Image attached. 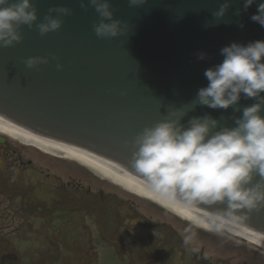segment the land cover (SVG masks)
<instances>
[{
	"label": "water",
	"instance_id": "95a60500",
	"mask_svg": "<svg viewBox=\"0 0 264 264\" xmlns=\"http://www.w3.org/2000/svg\"><path fill=\"white\" fill-rule=\"evenodd\" d=\"M221 2L148 0L132 8L127 0H112L115 18L128 23L129 33L101 39L93 31L99 20L93 8L85 11L79 0H33L37 23L53 6L73 12L62 17L57 32L41 36L35 26L25 25L21 42L0 47V114L35 133L113 160L143 178L130 163L137 133L162 119L165 108L192 101L208 83L204 71L222 62L224 46L264 40V27L251 20L261 0L247 11L244 0H232L225 17L215 21L211 12ZM200 52L206 53L205 59L198 58ZM50 53L59 60L32 69L25 64L28 57ZM255 102L242 94L238 107ZM204 114L233 126L232 117L241 112L197 106L185 121ZM191 204L264 232V210L235 213L226 204Z\"/></svg>",
	"mask_w": 264,
	"mask_h": 264
},
{
	"label": "clouds",
	"instance_id": "9594fccd",
	"mask_svg": "<svg viewBox=\"0 0 264 264\" xmlns=\"http://www.w3.org/2000/svg\"><path fill=\"white\" fill-rule=\"evenodd\" d=\"M148 0H127L132 8L143 7ZM87 11L99 16L93 31L101 39L128 35L126 21L115 18L112 0H79ZM256 3L244 0L243 9ZM232 0H222L211 12L215 21L222 20ZM67 6L48 9L43 21L33 0H0V47H12L22 41V26L35 28L41 36L57 32L62 17L72 15ZM55 14V15H54ZM240 14L239 10L236 13ZM251 20L264 27V0L257 5ZM243 27V25H240ZM222 62L204 71L208 83L198 89L195 98L179 107L163 110L162 119L145 126L131 142V166L140 174L149 190L177 195L185 202L226 204L227 210L242 213L264 210V40L243 45L233 42L220 50ZM203 60L206 53H198ZM59 60L54 54L32 56L25 60L28 68H37ZM58 70L63 64L57 62ZM243 97L256 102L242 110ZM197 106L216 110L233 109V126L222 124L210 114L191 116ZM257 177L259 179H257Z\"/></svg>",
	"mask_w": 264,
	"mask_h": 264
},
{
	"label": "flooded vegetation",
	"instance_id": "af4514ba",
	"mask_svg": "<svg viewBox=\"0 0 264 264\" xmlns=\"http://www.w3.org/2000/svg\"><path fill=\"white\" fill-rule=\"evenodd\" d=\"M119 187L0 130V264H253Z\"/></svg>",
	"mask_w": 264,
	"mask_h": 264
},
{
	"label": "bare ground",
	"instance_id": "6f19581e",
	"mask_svg": "<svg viewBox=\"0 0 264 264\" xmlns=\"http://www.w3.org/2000/svg\"><path fill=\"white\" fill-rule=\"evenodd\" d=\"M0 130L42 150L57 153L66 158L78 161L106 179H110L127 190L141 197L153 200L172 212L202 227L217 225L226 232L242 237L264 250V232L242 223L228 219L210 210L194 204L172 198L169 195L155 193L146 187L145 180L121 164L79 146L41 136L34 131L0 114Z\"/></svg>",
	"mask_w": 264,
	"mask_h": 264
},
{
	"label": "rangeland",
	"instance_id": "374dc122",
	"mask_svg": "<svg viewBox=\"0 0 264 264\" xmlns=\"http://www.w3.org/2000/svg\"><path fill=\"white\" fill-rule=\"evenodd\" d=\"M5 134L10 136V134H8V133H5ZM114 183H115V181H114ZM117 185H119V184H117ZM120 187H122V186H120ZM132 195H133V193H132ZM133 196H136V195H133ZM136 197H138V196H136ZM138 198L141 199L142 201L146 200V198L145 199L140 198V197H138ZM147 200L151 201L150 199H147ZM188 222L192 226L196 227L197 230H199L198 233L206 234V235L210 236L211 238L218 240L219 242L224 244V246H226V248H230L231 250L238 251V253L240 255H242L245 259H250V261L253 264H264V250L261 249L259 246L255 245L254 243H252V242H250V241H248L242 237L235 236L229 232H226L223 229H221L220 227L211 226V227L207 228V227H202L200 225H197L196 223H194L192 221H188Z\"/></svg>",
	"mask_w": 264,
	"mask_h": 264
}]
</instances>
